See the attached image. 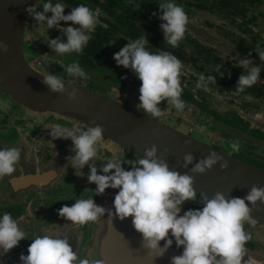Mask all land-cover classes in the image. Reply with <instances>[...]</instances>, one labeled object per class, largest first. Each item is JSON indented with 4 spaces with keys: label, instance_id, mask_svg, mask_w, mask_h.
<instances>
[{
    "label": "flooded vegetation",
    "instance_id": "1",
    "mask_svg": "<svg viewBox=\"0 0 264 264\" xmlns=\"http://www.w3.org/2000/svg\"><path fill=\"white\" fill-rule=\"evenodd\" d=\"M64 2L69 5L65 14L81 3L93 9L99 8L100 24L81 53L58 56L44 41L46 25H36L30 16L23 48L31 64L44 73L53 68L66 75L58 61L63 65L78 61L88 79L74 77L73 82L86 87L89 83L95 84L98 89L92 90L143 112L137 107L141 80L130 68L117 65L113 54L128 39H137L145 32L149 41L146 47L150 51H169L184 65L181 98L186 102V108L178 111L170 101L163 100L159 103L161 117L176 120L179 126L191 124L189 132L179 131L194 138L193 132L198 129L210 133L214 139L208 145L264 170V71L252 87L244 92L235 90L244 71L238 66L241 59L250 56L254 64L264 66V60L257 54V51H264V0H176L183 6L189 23L185 37L175 48L164 41L160 28L158 4L161 0ZM61 24L66 27L72 22L62 21ZM48 35L67 38L56 27L48 29ZM40 66L45 69L41 70ZM201 76L205 80L211 76L216 82L208 81L207 87H198ZM161 117L153 118L172 126ZM56 124L87 127L71 117L32 110L0 91V145L22 149L17 170L0 179V214L11 213L26 234L17 246L0 257L4 264H21L20 254L28 253V247L36 236L56 235L59 228H68L71 221L61 217L57 211L63 205L71 206L75 200L93 196L97 204L110 208L119 191L108 188L101 195L95 194V183L87 180L88 165L81 170L79 167L75 169L68 159L74 155L72 140L50 135V128ZM233 142H240L238 151L232 149ZM225 143L231 148L228 152L221 145ZM117 157L138 159L137 155L104 136L99 147V160L96 161L98 171L103 161ZM124 167L131 166L125 164ZM198 207L202 205L187 201L181 214L188 208ZM128 218L131 217L125 219ZM121 221L116 217L107 218L105 214L95 222L71 225L69 242L73 251L80 259H103L106 264H115L117 245L112 243L111 235L113 225ZM244 228L251 236L246 243L245 259L264 264V225L255 221L245 222ZM163 243L161 241V245ZM168 250L182 252V246L177 248L174 242Z\"/></svg>",
    "mask_w": 264,
    "mask_h": 264
},
{
    "label": "clouds",
    "instance_id": "2",
    "mask_svg": "<svg viewBox=\"0 0 264 264\" xmlns=\"http://www.w3.org/2000/svg\"><path fill=\"white\" fill-rule=\"evenodd\" d=\"M42 5V10L40 6ZM164 41L173 48L178 47L185 37L189 23L188 15L176 0H161L158 4ZM69 7L64 0H35V4L27 6V11L36 21V25H46L44 41L58 56L70 53H81L92 39L97 25L100 24L101 10L93 9L81 3L65 14ZM156 14V13H154ZM71 21L66 27L61 22ZM78 25V26H74ZM61 29L67 37L51 38L48 29ZM112 41V43H114ZM147 34L128 42L113 54L117 65L130 68L141 80L139 88L138 109L151 117H160L163 100L170 103L178 111L186 108L181 98L183 92V63L169 51L152 52L146 45ZM9 44L0 40V50L7 52ZM264 60V51H257ZM64 68V73L71 77L88 79V75L78 61H73ZM238 66L243 68L235 90L244 92L261 79L264 66L254 64L250 56L241 59ZM42 82L55 93H64L69 100H75L80 89L63 78L62 75L42 73ZM207 80L200 77L198 87H207ZM50 135L53 138L72 140L74 155L69 156L72 167L80 170L88 165L87 180L95 183V194L101 195L108 188L119 189L113 200V207L106 208L97 204L93 196L75 200L71 206L65 204L59 208L58 214L71 221L66 229L58 230L56 235H38L32 239L28 253H21V264H106L103 259H80L70 244V227L73 224L84 225L95 222L100 217L132 218L134 228L142 234V245L148 256L155 260L163 257L173 245L181 248L179 255L170 257V264H256V261L245 259L246 243L251 239L245 231L244 223L253 222V207L264 204V186L252 185L243 197H235L216 191L211 197L205 192H197L194 188V176L188 172L181 173L169 166L163 154H158V147L152 144L143 150L138 159L112 158L103 161L98 171L96 161L99 160V147L104 138V127L95 120L86 128L54 125ZM233 150H239V144H231ZM22 149L18 146L0 145V179L13 174L21 161ZM169 149L165 147L164 153ZM195 161V162H194ZM217 163L221 169L229 166L228 160L217 151L212 150L205 157L196 160L192 152L183 155L182 168L191 165L192 173H204ZM130 165L125 168L124 165ZM187 201L198 202L202 207L188 208L182 212ZM26 238L11 213L0 214V257H3L21 239ZM161 241H164L161 245ZM0 264H4L0 259Z\"/></svg>",
    "mask_w": 264,
    "mask_h": 264
},
{
    "label": "water",
    "instance_id": "3",
    "mask_svg": "<svg viewBox=\"0 0 264 264\" xmlns=\"http://www.w3.org/2000/svg\"><path fill=\"white\" fill-rule=\"evenodd\" d=\"M35 0H0V40L9 44L7 52L0 50V91L19 104L39 112H53L82 121L103 125L104 136L139 157L143 150L156 144L170 168L194 176V188L210 197L216 191L243 197L252 185L264 186V170L243 162L224 151L210 146L143 112L127 106L85 85L72 82L80 89L75 100L64 93H55L42 82L44 72L31 64L24 53V39L30 14L27 6ZM167 147L169 151L163 152ZM219 152L229 166L221 169L217 163L204 173H192L191 165L182 168L183 155L192 152L199 160L210 151ZM195 162V161H194ZM253 207L255 222L264 225V204ZM111 241L117 245L115 264H170V257L181 252L168 250L163 257L153 260L142 245V234L132 218L113 225Z\"/></svg>",
    "mask_w": 264,
    "mask_h": 264
},
{
    "label": "rangeland",
    "instance_id": "4",
    "mask_svg": "<svg viewBox=\"0 0 264 264\" xmlns=\"http://www.w3.org/2000/svg\"><path fill=\"white\" fill-rule=\"evenodd\" d=\"M206 16H209V15L206 14ZM40 69L44 70L45 68L40 66ZM47 72L60 74V75L63 76V78H65L66 80L72 81V82L75 79L74 77H71V76H69L67 74L65 75L62 72H60L59 70H56V69H53V68H48V71H46V73ZM88 87H90L92 89H95V90L98 89L95 84H91V83L88 84ZM238 102H239V100H238ZM161 119L165 120L163 117H161ZM165 121L168 122L169 124H171L173 127L177 128L178 130L182 131V132H185V131L189 132L190 131L191 124H186L185 126H183V125L179 126V124H178V122L176 120L172 119V120H165ZM218 133H220V132H218ZM193 135L196 138H198L199 140H201L202 142L207 143V144H212V141L214 139V137L211 136L210 133H208L206 131H202L200 129H198L195 132H193ZM221 145L224 147L225 151H227V152L230 151L231 148H229V144L225 143V144H221ZM239 146H240V142H239Z\"/></svg>",
    "mask_w": 264,
    "mask_h": 264
}]
</instances>
